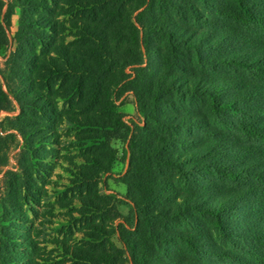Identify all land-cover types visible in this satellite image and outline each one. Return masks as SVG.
Segmentation results:
<instances>
[{
  "label": "trees",
  "instance_id": "1",
  "mask_svg": "<svg viewBox=\"0 0 264 264\" xmlns=\"http://www.w3.org/2000/svg\"><path fill=\"white\" fill-rule=\"evenodd\" d=\"M148 2L0 0V112L20 108L0 121V164L10 161L3 132L22 138L17 167L3 177L0 264H167L169 247L178 245L198 258L217 252L233 264H264V0H158L167 23L143 25L141 36L133 14L147 5L141 23L156 3ZM192 23L218 27L196 35ZM153 33L166 44L156 47L160 68L133 81L145 124L130 139L121 180L137 221L132 230L127 218L117 222L121 200L102 194L100 183L116 160L111 140L127 126L111 94L126 68L142 63ZM197 99L204 105H192ZM57 167L66 182L54 176ZM49 184L57 198L43 206ZM245 212L249 219L237 225ZM41 220L62 237L42 243ZM245 226L246 261L228 248L204 249L213 231L238 247ZM114 237L123 247L110 244Z\"/></svg>",
  "mask_w": 264,
  "mask_h": 264
},
{
  "label": "rangeland",
  "instance_id": "2",
  "mask_svg": "<svg viewBox=\"0 0 264 264\" xmlns=\"http://www.w3.org/2000/svg\"><path fill=\"white\" fill-rule=\"evenodd\" d=\"M150 2V0H149ZM148 2V3H149ZM156 3H154L153 7L149 8L148 10L145 11L144 15L141 18V23L138 22L136 20V17L139 13H141V11H143L144 9H146L147 5L141 7L140 9L136 10L133 14L134 18H133V22L137 25V27L139 28L140 31V35L142 36L144 33V29H143V25H145L146 27L149 26V24L151 22H156L157 19H160L161 21H164L165 23H167V18L164 15L165 12H167V6H161L160 3L158 2V0H155ZM159 8H161V11L159 10ZM6 9V6L4 7V10ZM3 10V11H4ZM201 14H207L206 10H202ZM19 18H20V14L19 11L16 10L15 14L12 15V23H11V27H10V31L9 34L11 36H14L18 30L19 27ZM218 27V25H217ZM217 27L212 28V27H206L203 25H197L195 23H192L191 26V31L195 32L196 35L200 32H202L203 30L207 31L209 30V32L213 33L216 31ZM218 32V31H217ZM156 33H153V35H151V39H153V41H151L150 44V49L146 50V48L142 45V51H143V60L141 64H137V65H133V66H129L126 68L125 72L126 74H128V77L126 76L114 89V92L111 94V101L114 105H116V108L118 111L122 112L124 115L118 119L119 122H124L125 124H127L126 127H123L120 131H118V133L115 134V136L112 138L111 140V145L112 147L116 150L117 152V156H116V160L113 162L112 164V168H111V172L107 173L106 175H104V177L102 178V181L100 183V188H101V193L102 194H114L117 196L118 199L121 200L120 203H118V210L120 211L122 217L120 218L119 221H123V218L125 220V218H127V220L129 221V223L132 224V230L136 229V219H134V213H132V205L130 202V199H128V197H126L127 195V186L121 181L126 174L129 171L130 168V158H131V153H130V149H129V142L130 139L133 136V133H139L141 132V128L143 127V125L145 124V116L138 110L137 108V104H138V100L136 98L135 95V89L134 86L135 84L133 83V81H137V73H139L140 77L142 76H150L151 72H153L156 68H160L158 59H157V48L158 46H161L164 48L165 44H166V39L165 37H157V35H155ZM214 34V33H213ZM213 34H207V36L212 37ZM156 36V37H155ZM211 40H213V38L207 39L206 41H204V45L209 46L211 44ZM155 43V44H154ZM164 52L166 51V49H163ZM211 51V50H210ZM156 52V53H155ZM209 53V51H208ZM4 60L2 58H0V63H2ZM166 66V65H164ZM139 67H143V71H137V68ZM200 69V68H199ZM158 70V69H157ZM201 72V71H199ZM224 72V71H222ZM221 73V72H220ZM145 82V81H144ZM143 82V83H144ZM123 84L125 86H123ZM144 88L140 89L139 92L141 94L142 97H145L147 94V87L149 85V82L146 81L144 84ZM60 104V103H59ZM190 104V103H188ZM201 104L202 106L204 105V103L202 101H200V99H197L196 101H194V103L192 105H199ZM20 113V108L17 106L16 110H14L13 112H6V111H1L0 112V121L5 119V117L7 115H17ZM116 116L111 115L110 118L114 119V121H116L117 119L115 118ZM61 133L64 134V136H67L64 138V142L66 144V146L64 148H72V145L70 143V137H72L71 135L73 134L71 131V127L67 124L64 125V127H62L60 129ZM3 135H5L8 139L7 142L10 145V151H9V157H10V161L8 165H2L0 164V202L1 199L3 197V194L5 193V183H4V173L7 169L11 168V169H15V166L17 167V156L21 151V147H22V138L19 136V134L16 132V130L14 129H9L6 132H3ZM69 151V150H68ZM70 152V151H69ZM79 150H71L70 153L67 154H73V153H78ZM66 151H63V154H65ZM52 171V170H51ZM54 176L58 175V174H64V182H66L67 175L63 172L62 169H60L59 167H57L54 172H53ZM52 180H56V177H52ZM63 182V183H64ZM62 183V184H63ZM47 188V193L50 194V197H48V199L44 200L43 202V206L46 205L49 202H54L57 198V196H55L52 192L54 191V188L52 186V184H49L46 186ZM229 190H236L238 189L235 185L228 187ZM47 194V195H48ZM40 212H45V210H43L42 208L39 209ZM66 211H55V213H65ZM248 212L239 214L242 215L240 216V218L237 221V225H239V222H245V220L249 219L250 215L247 214ZM42 226L38 227V230L40 232H42L41 235V242L45 243L48 239L51 238H59L62 237V233H58L56 230L54 231H50V229L52 227L49 226V224H53L50 221L46 222V223H42ZM45 224V226H43ZM176 229H179V227H176ZM67 231V230H65ZM45 234H44V233ZM49 232V233H47ZM237 239H235L237 242H240L238 247H234L232 244H227L226 241L223 240V238L215 233L214 231L212 232L213 235V239H209L208 240V244H206V246L204 247L205 250L210 251V250H214L215 251H219L222 250L224 248H228L229 250H232L233 253H235L238 257L239 260H245L246 258L249 257V254L245 253V246L248 244V238H249V231L247 229V227L245 226L244 229L242 228L241 231L238 229V233H237ZM242 240V241H241ZM242 243H246L245 246H242ZM110 244H114L116 247H123L122 244L119 242V240L117 239V237H114L111 241ZM45 246V245H44ZM169 251L172 253L171 256L173 257L172 262H168L167 264H176L175 262L177 261H188V260H193L195 261L197 264H233L232 262H230L227 259L222 258L221 256L216 254H206L204 256L201 257H197L196 255H194L192 253V251L189 248H186L184 245H178L175 247H169ZM129 258V256H128ZM130 259V258H129ZM159 262H165L160 261V260H156V259H150L148 258L146 260V262H139V264H161ZM174 262V263H173ZM126 264H132V262H126ZM164 264V263H163Z\"/></svg>",
  "mask_w": 264,
  "mask_h": 264
}]
</instances>
